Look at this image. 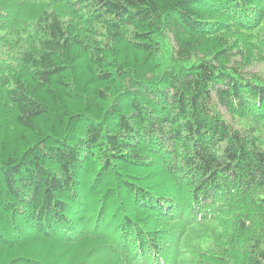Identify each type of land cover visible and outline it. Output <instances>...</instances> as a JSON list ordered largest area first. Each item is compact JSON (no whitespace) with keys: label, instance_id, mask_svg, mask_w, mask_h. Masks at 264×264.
Wrapping results in <instances>:
<instances>
[{"label":"trees","instance_id":"trees-1","mask_svg":"<svg viewBox=\"0 0 264 264\" xmlns=\"http://www.w3.org/2000/svg\"><path fill=\"white\" fill-rule=\"evenodd\" d=\"M258 65L264 0H0V264H264Z\"/></svg>","mask_w":264,"mask_h":264},{"label":"rangeland","instance_id":"rangeland-1","mask_svg":"<svg viewBox=\"0 0 264 264\" xmlns=\"http://www.w3.org/2000/svg\"><path fill=\"white\" fill-rule=\"evenodd\" d=\"M250 72L252 74H254L253 76H256L257 78L259 76L260 79L264 80V66L263 65H258L256 67L250 68ZM226 118L228 121H230V119L228 117H226Z\"/></svg>","mask_w":264,"mask_h":264}]
</instances>
